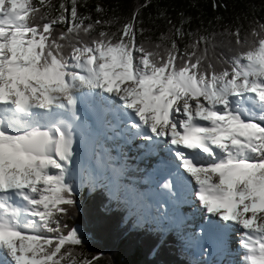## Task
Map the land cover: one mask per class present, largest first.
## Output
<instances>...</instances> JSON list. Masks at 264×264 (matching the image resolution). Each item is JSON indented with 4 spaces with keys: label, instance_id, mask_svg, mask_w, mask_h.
Masks as SVG:
<instances>
[{
    "label": "snow or ice",
    "instance_id": "obj_1",
    "mask_svg": "<svg viewBox=\"0 0 264 264\" xmlns=\"http://www.w3.org/2000/svg\"><path fill=\"white\" fill-rule=\"evenodd\" d=\"M42 7L51 0H0V264H95L102 256L75 260L83 233L62 223L76 203L68 166L79 89L107 93L138 118L132 127L146 139L163 138L200 206L240 228L238 264H264V24L251 43L237 29L240 48L209 58L207 47L198 50L204 36L182 54L174 39L168 47L138 42L136 14L116 32L82 40L111 21L85 24L77 0L67 31L53 38L68 10L62 2L40 24Z\"/></svg>",
    "mask_w": 264,
    "mask_h": 264
},
{
    "label": "trees",
    "instance_id": "obj_2",
    "mask_svg": "<svg viewBox=\"0 0 264 264\" xmlns=\"http://www.w3.org/2000/svg\"><path fill=\"white\" fill-rule=\"evenodd\" d=\"M32 2L39 6V0ZM62 2L68 10L67 19L53 26V38L67 31L71 0H51L52 7H42L37 14L36 23L47 22L39 20V15L48 12L49 19L55 17ZM97 5L103 11L97 12ZM77 11L79 16L90 18L85 24L97 19L111 21L97 25L90 34L81 32L82 40H90L101 30L116 32L136 14L138 42L168 47L174 39L182 54L185 49L191 52L190 46L204 36L207 44L200 42L198 50L207 47L209 58L227 57L240 48L236 43L237 29L242 41L251 43L253 29L264 24V0H77ZM177 28L183 35H177ZM96 171V164H90L82 179L69 180L76 203L62 223L78 228L84 239L81 246L73 247L75 260L102 254L95 264H229L220 254L212 261L205 255L194 257L193 236L171 230V224L161 220L144 221V201L133 193L131 185L120 180L100 182L91 176Z\"/></svg>",
    "mask_w": 264,
    "mask_h": 264
},
{
    "label": "rangeland",
    "instance_id": "obj_3",
    "mask_svg": "<svg viewBox=\"0 0 264 264\" xmlns=\"http://www.w3.org/2000/svg\"><path fill=\"white\" fill-rule=\"evenodd\" d=\"M78 138H80V137H78ZM83 138V137H82ZM81 147H82V154L79 156V157H75L74 159H73V162H72V165L70 166V168H69V174H68V178H71L72 176H81V173H82V170H83V167H82V162H88V157L87 156H85L86 154H85V151H86V149H87V147H85V145H82L81 144ZM120 147V145H109L108 146V152H109V154H110V156H112L113 157V151L116 149V148H119ZM93 148H97V147H94V145H93ZM74 149L75 150H78L79 152H81V149L80 148H77V147H74ZM89 149V148H88ZM87 149V150H88ZM122 149L124 150V153L126 154V152H127V147H122ZM134 154V153H133ZM74 155H75V153H74ZM107 156H109V155H107ZM103 159H104V157H103ZM101 168V167H100ZM102 169V168H101ZM120 173H123V174H126V172H125V170H120ZM136 174V171H134V175ZM128 175H129V173H128ZM137 176H140V175H142V171H140V172H138L137 174H136ZM135 177V176H134ZM121 178V177H120ZM129 176H127V179H124V178H121V179H124V180H129ZM138 182L139 181H132V184H135V185H137L138 184ZM132 184H131V186H132ZM132 191H133V193H134V189H132ZM151 202H152V200H151ZM152 205H153V207H154V212L156 213V208L158 209V214L159 215H161L162 213H161V208H160V201H157V202H155V203H152ZM163 212H165V213H169L168 211H163ZM177 212H178V209H177ZM152 215H154V213L152 214ZM165 216H167V215H165ZM218 221H220V222H222L221 220H219L218 219ZM141 222V221H140ZM143 224H145V223H143ZM182 229V228H181ZM192 230V232L194 233V235H196V233H195V230L193 229V228H191ZM183 230H185V228H183ZM234 230V231H233ZM232 231H233V239L230 241V247H231V249H232V251L234 252V254H230V258L233 260V263L234 264H238V260H239V256H238V253H239V247H238V241H239V237H240V228H234V229H232ZM230 232V231H229ZM232 236V235H231ZM227 253H229L228 251H227Z\"/></svg>",
    "mask_w": 264,
    "mask_h": 264
},
{
    "label": "bare ground",
    "instance_id": "obj_4",
    "mask_svg": "<svg viewBox=\"0 0 264 264\" xmlns=\"http://www.w3.org/2000/svg\"><path fill=\"white\" fill-rule=\"evenodd\" d=\"M77 114H78V116H80V114H79V112H77ZM78 126V125H77ZM160 139H162L163 140V143L162 144H164V139L163 138H160ZM156 140V138L154 137L153 138V141H155ZM140 141H141V143L140 144H137V146L136 145H134L133 143L130 145V147H132L133 148V150L132 151H130V152H128V156H129V160L127 161V162H124V160L122 161V162H124V165H123V168L121 169V170H124L126 167H129V166H131L134 162H135V160H132V158H133V153L136 151V150H138V152L139 151H144L145 149H147V148H145V143H147V142H143V140L140 138ZM155 144V143H154ZM160 145L159 144V147H161V146H163V145ZM158 153H159V151H158ZM113 163H116L115 161L113 162ZM135 164H136V162H135ZM142 178V177H141ZM202 208V207H201ZM202 215H205V216H209L210 214H208L207 212H206V210H204L203 208H202ZM210 218L216 223V224H221V223H223V222H220V221H218V218L217 217H215V216H212V215H210ZM228 226L231 228V229H234V228H239L237 225H234L233 223H231V222H228ZM230 231V230H229ZM213 232H215V230H212V229H210V232H208V231H203L202 233H203V238L204 239H206V237L208 238V239H206L207 241V243L208 244H213V238H212V233ZM224 232H225V230H224ZM233 237V236H232Z\"/></svg>",
    "mask_w": 264,
    "mask_h": 264
}]
</instances>
